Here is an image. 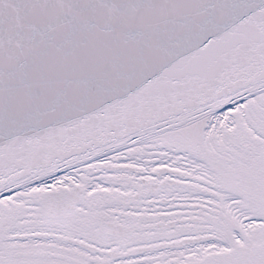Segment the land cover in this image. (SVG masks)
<instances>
[{
  "label": "snow or ice",
  "instance_id": "snow-or-ice-1",
  "mask_svg": "<svg viewBox=\"0 0 264 264\" xmlns=\"http://www.w3.org/2000/svg\"><path fill=\"white\" fill-rule=\"evenodd\" d=\"M0 264H264V0H0Z\"/></svg>",
  "mask_w": 264,
  "mask_h": 264
}]
</instances>
